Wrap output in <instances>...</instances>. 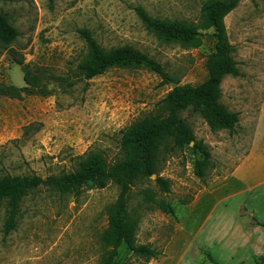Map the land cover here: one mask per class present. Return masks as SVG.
Returning a JSON list of instances; mask_svg holds the SVG:
<instances>
[{
  "label": "rangeland",
  "instance_id": "374dc122",
  "mask_svg": "<svg viewBox=\"0 0 264 264\" xmlns=\"http://www.w3.org/2000/svg\"><path fill=\"white\" fill-rule=\"evenodd\" d=\"M206 1L0 0V11L19 31L9 45H0V86H16L21 94L14 97L0 90V174L47 177L73 171L81 160L98 154L110 163L122 158V132L147 116H164L162 101L174 88L172 82L205 81L216 44L213 28L201 30L198 46L165 40L143 23L136 7L154 18L199 24ZM225 21L241 74L224 78L221 100L240 113L239 122L234 131L212 130L198 112H182L211 151L205 177L195 173L201 155L193 143L173 149L170 139L163 142L157 174L136 181L128 203L138 221L136 242L150 244L161 254L147 258L123 244L115 264H155L162 258L163 264H212L198 241L186 244L173 238L175 218L160 210L158 201L170 202L181 215L182 205L231 172L257 136L264 138V0H241ZM83 28L106 50L131 45L147 53L164 66L171 82L145 67L111 68L91 79L81 77L77 66L89 53ZM158 175L170 181L169 192L156 184ZM119 192L115 182L104 188L86 186L80 195L42 186L23 198L16 227L8 234L7 205L0 200V264H102L108 247L101 235ZM210 206L205 201L199 207L189 230L205 220ZM256 258L263 263L258 255L248 264H257Z\"/></svg>",
  "mask_w": 264,
  "mask_h": 264
},
{
  "label": "trees",
  "instance_id": "16d2710c",
  "mask_svg": "<svg viewBox=\"0 0 264 264\" xmlns=\"http://www.w3.org/2000/svg\"><path fill=\"white\" fill-rule=\"evenodd\" d=\"M241 0H208L201 10L199 24L184 21H169L152 17L142 6L136 11L143 23L154 33L165 40L180 42L186 46L201 44V30H215V51L207 61L208 77L198 85L184 84L174 87L162 101L164 116L151 115L128 126L120 140L122 158L110 163L102 154L93 160L84 159L77 169L60 174L42 177L32 175L0 174V200L7 205L5 233L16 227L17 217L23 198L32 190L46 186L60 193L80 195L84 187L104 188L110 182L120 187V192L108 208V224L101 235L102 242L108 247L102 264H115L121 245L126 244L134 253L147 258H155L161 254L150 244H138L136 232L137 219L129 212L128 203L132 186L141 178L151 177L158 172L160 145L172 141L173 149H181L193 142V150L201 155L195 161L196 175L204 179V165L211 157V151L203 141L197 139L193 128L182 117V112L192 109L201 114L212 130L229 129L234 131L239 122L240 113L230 110L221 100L222 82L228 75L241 74L236 61L227 31L226 16L233 11ZM85 38L89 53L77 66L81 77L91 79L111 68L145 67L159 73L163 82H171L164 66L147 53L131 45L114 47L106 50L88 29H80ZM19 35L18 29L10 18L0 11V45L7 46ZM2 93L20 97V89L13 85H1ZM156 184L160 190L169 192L170 181L158 175ZM148 199L153 197L145 191ZM158 207L165 213L176 216L175 207L165 199L158 201ZM254 223L264 227V223L255 217ZM206 254L212 264H221L211 252ZM257 259V260H256ZM257 264H263L258 258ZM259 260V261H258Z\"/></svg>",
  "mask_w": 264,
  "mask_h": 264
},
{
  "label": "crops",
  "instance_id": "0c3cea01",
  "mask_svg": "<svg viewBox=\"0 0 264 264\" xmlns=\"http://www.w3.org/2000/svg\"><path fill=\"white\" fill-rule=\"evenodd\" d=\"M205 201L211 203L205 220L189 230L188 223ZM181 207L182 214L174 216L177 242L198 241L221 264H248L258 255L264 260V227L253 219L264 223V138L257 136L231 172ZM155 264H163V258Z\"/></svg>",
  "mask_w": 264,
  "mask_h": 264
},
{
  "label": "water",
  "instance_id": "95a60500",
  "mask_svg": "<svg viewBox=\"0 0 264 264\" xmlns=\"http://www.w3.org/2000/svg\"><path fill=\"white\" fill-rule=\"evenodd\" d=\"M172 83H173L174 87H176V86L178 85L177 82H172ZM192 143H193V142H192Z\"/></svg>",
  "mask_w": 264,
  "mask_h": 264
}]
</instances>
